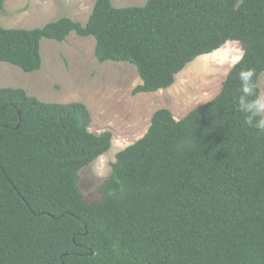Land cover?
I'll use <instances>...</instances> for the list:
<instances>
[{
	"label": "trees",
	"instance_id": "16d2710c",
	"mask_svg": "<svg viewBox=\"0 0 264 264\" xmlns=\"http://www.w3.org/2000/svg\"><path fill=\"white\" fill-rule=\"evenodd\" d=\"M73 32L95 38L99 63L136 68L133 95L172 87L229 41L243 55L209 102L179 120L155 111L92 202L79 173L112 148V132H91L82 102L0 87V264H264V0H96L85 24H0V62L38 71L41 41Z\"/></svg>",
	"mask_w": 264,
	"mask_h": 264
},
{
	"label": "rangeland",
	"instance_id": "374dc122",
	"mask_svg": "<svg viewBox=\"0 0 264 264\" xmlns=\"http://www.w3.org/2000/svg\"><path fill=\"white\" fill-rule=\"evenodd\" d=\"M147 0H112L115 7L141 6ZM96 0H5L0 24L5 28L33 29L61 17L85 24ZM93 36L71 33L66 40L41 41L42 67L24 72L0 62V87L23 88L47 103H84L92 117L90 131H111L112 148L84 167L79 186L88 202L99 200L100 187L110 178L116 154L140 139L155 111L166 108L179 120L190 110L212 100L243 55L240 42L229 41L218 51L198 57L176 77L175 84L155 93L133 95L141 83L128 62L99 63ZM8 68V69H7ZM5 75V76H4ZM260 105L264 104V74L259 79ZM264 118V108H260Z\"/></svg>",
	"mask_w": 264,
	"mask_h": 264
},
{
	"label": "clouds",
	"instance_id": "9594fccd",
	"mask_svg": "<svg viewBox=\"0 0 264 264\" xmlns=\"http://www.w3.org/2000/svg\"><path fill=\"white\" fill-rule=\"evenodd\" d=\"M249 75H251V73H249ZM259 108H264V104L262 105H258ZM260 127L264 128V120L260 121Z\"/></svg>",
	"mask_w": 264,
	"mask_h": 264
},
{
	"label": "bare ground",
	"instance_id": "6f19581e",
	"mask_svg": "<svg viewBox=\"0 0 264 264\" xmlns=\"http://www.w3.org/2000/svg\"><path fill=\"white\" fill-rule=\"evenodd\" d=\"M8 69V68H7ZM5 76V75H4Z\"/></svg>",
	"mask_w": 264,
	"mask_h": 264
}]
</instances>
